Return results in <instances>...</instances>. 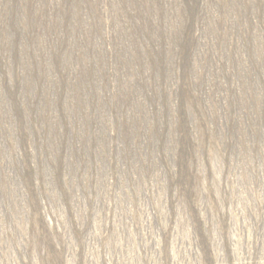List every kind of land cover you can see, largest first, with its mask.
<instances>
[{
    "label": "rangeland",
    "instance_id": "rangeland-1",
    "mask_svg": "<svg viewBox=\"0 0 264 264\" xmlns=\"http://www.w3.org/2000/svg\"><path fill=\"white\" fill-rule=\"evenodd\" d=\"M0 264H264V0H0Z\"/></svg>",
    "mask_w": 264,
    "mask_h": 264
}]
</instances>
